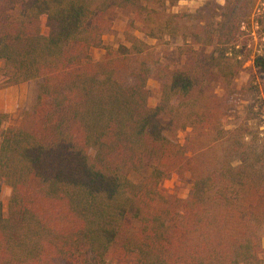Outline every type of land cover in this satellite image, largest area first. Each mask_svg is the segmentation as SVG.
I'll return each mask as SVG.
<instances>
[{
	"label": "trees",
	"instance_id": "trees-1",
	"mask_svg": "<svg viewBox=\"0 0 264 264\" xmlns=\"http://www.w3.org/2000/svg\"><path fill=\"white\" fill-rule=\"evenodd\" d=\"M179 1L0 0V88L38 85L28 128L3 127L0 113V195L10 189L6 211L0 199V264H261L264 125L249 105L246 123L223 128L197 100L210 99L207 73L232 82L241 36L264 26V0L247 13L242 0L177 12ZM116 6L149 37L180 34L214 48L190 46L192 69H171L155 106L148 66L121 81L123 58L90 54L106 48ZM253 64L264 72V56ZM145 167L138 182L125 173ZM185 172L187 198L160 190Z\"/></svg>",
	"mask_w": 264,
	"mask_h": 264
},
{
	"label": "rangeland",
	"instance_id": "rangeland-1",
	"mask_svg": "<svg viewBox=\"0 0 264 264\" xmlns=\"http://www.w3.org/2000/svg\"><path fill=\"white\" fill-rule=\"evenodd\" d=\"M209 0H180L174 7V11H194L204 6ZM213 1V0H210ZM218 3L224 0H216ZM244 3V13H247L252 0H242ZM110 27L103 35V43L106 48H93L90 52L92 58L101 59L108 51L113 55L124 59V66L120 67L116 73L121 81L131 82L130 72L134 71L138 65L145 64L151 69L146 86L149 89V105L155 106L160 99L163 84L168 81L169 71L173 68H185L190 70L195 61L194 53L190 51V46L201 55L211 54L213 47H202L189 40H183L180 34L168 36L166 34L152 38L141 32L138 25L129 26L130 19L133 17V11L128 8L111 7L108 11ZM255 15L251 16V19ZM138 24V23H136ZM251 26L252 32L241 36V42L245 43L242 54L239 59H243L241 67L237 70L232 82L225 85L223 81L218 80L214 75L206 74L204 79L209 80L205 91L210 96L206 98L200 95L198 102L200 104L208 103L214 107L215 113L221 121L222 127L233 129L239 123H246L245 110L247 106L252 105L256 115H260L256 122L264 125V72H257L254 66V59L257 55L264 56V26ZM135 39V41H133ZM137 42V46L132 48V44ZM126 47L130 50H125ZM0 77V81H1ZM212 79V80H211ZM13 86L15 93H19V103L15 111L9 112L7 122L10 124L29 127L33 121L31 115L32 108L38 93L37 81H27L15 85H8L0 89H6ZM264 126L260 127V131ZM1 134V130H0ZM179 139L184 142L186 132L179 133ZM148 171L145 167L142 172H137L130 168L125 169L126 175L133 181L138 182L143 174ZM191 189V174L185 172L183 177L174 174L171 178L164 180L160 185V190L172 197L178 199L187 198ZM10 189L4 186L1 191L0 199L4 211H6L7 201ZM264 249V241L262 243ZM261 264H264V254L261 256ZM60 264H71L62 262Z\"/></svg>",
	"mask_w": 264,
	"mask_h": 264
},
{
	"label": "crops",
	"instance_id": "crops-1",
	"mask_svg": "<svg viewBox=\"0 0 264 264\" xmlns=\"http://www.w3.org/2000/svg\"><path fill=\"white\" fill-rule=\"evenodd\" d=\"M19 93H15L13 86H9L6 89H0V113H6L15 111V108L19 103ZM9 121L6 122L4 126H6Z\"/></svg>",
	"mask_w": 264,
	"mask_h": 264
}]
</instances>
